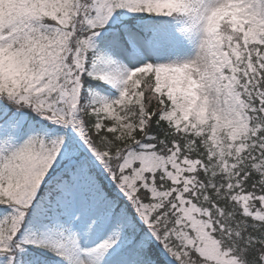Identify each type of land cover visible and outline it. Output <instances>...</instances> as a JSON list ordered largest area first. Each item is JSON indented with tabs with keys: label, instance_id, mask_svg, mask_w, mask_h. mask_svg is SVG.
Segmentation results:
<instances>
[{
	"label": "snow or ice",
	"instance_id": "snow-or-ice-1",
	"mask_svg": "<svg viewBox=\"0 0 264 264\" xmlns=\"http://www.w3.org/2000/svg\"><path fill=\"white\" fill-rule=\"evenodd\" d=\"M0 264H264V0H0Z\"/></svg>",
	"mask_w": 264,
	"mask_h": 264
}]
</instances>
